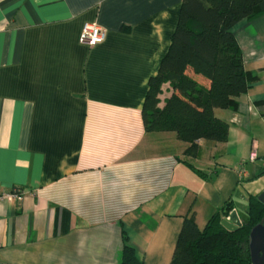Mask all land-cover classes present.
<instances>
[{"label":"crops","instance_id":"0c3cea01","mask_svg":"<svg viewBox=\"0 0 264 264\" xmlns=\"http://www.w3.org/2000/svg\"><path fill=\"white\" fill-rule=\"evenodd\" d=\"M181 1L0 0V192H23L0 202V264H118L123 236L142 264H170L185 216L202 229L231 202L246 219L264 189V12L233 27L257 78L214 110L227 139L189 156L141 112ZM85 23L105 40L80 43Z\"/></svg>","mask_w":264,"mask_h":264},{"label":"trees","instance_id":"16d2710c","mask_svg":"<svg viewBox=\"0 0 264 264\" xmlns=\"http://www.w3.org/2000/svg\"><path fill=\"white\" fill-rule=\"evenodd\" d=\"M264 12V0H182L169 48L158 72L148 80L142 106L147 132H173L194 156L200 140L225 141L228 122L216 108H236L238 98L256 80L245 69L243 52L233 27ZM172 92L159 107L161 85ZM264 171V167H263ZM233 209L225 203L200 229L192 215L185 216L170 264H252L248 247L250 229L263 221L264 204L250 195L246 219L234 231L221 225ZM124 238L118 264H142Z\"/></svg>","mask_w":264,"mask_h":264},{"label":"water","instance_id":"95a60500","mask_svg":"<svg viewBox=\"0 0 264 264\" xmlns=\"http://www.w3.org/2000/svg\"><path fill=\"white\" fill-rule=\"evenodd\" d=\"M260 202L264 204V189L258 195ZM232 209L227 217L221 220V225L229 231H234L243 223ZM248 247L252 264H264V218L263 221L254 225L248 235Z\"/></svg>","mask_w":264,"mask_h":264},{"label":"built area","instance_id":"2783aa9c","mask_svg":"<svg viewBox=\"0 0 264 264\" xmlns=\"http://www.w3.org/2000/svg\"><path fill=\"white\" fill-rule=\"evenodd\" d=\"M106 38V30L95 24V23H85L79 33L78 40L80 43H83L88 46H94L103 42ZM256 158V153L252 150L249 154V159L254 160ZM23 197V192L14 189L9 192L1 191L0 192V202L5 200H21Z\"/></svg>","mask_w":264,"mask_h":264},{"label":"rangeland","instance_id":"374dc122","mask_svg":"<svg viewBox=\"0 0 264 264\" xmlns=\"http://www.w3.org/2000/svg\"><path fill=\"white\" fill-rule=\"evenodd\" d=\"M227 217V216H226Z\"/></svg>","mask_w":264,"mask_h":264}]
</instances>
